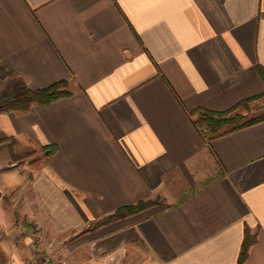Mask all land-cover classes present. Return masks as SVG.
<instances>
[{"label": "crops", "instance_id": "1", "mask_svg": "<svg viewBox=\"0 0 264 264\" xmlns=\"http://www.w3.org/2000/svg\"><path fill=\"white\" fill-rule=\"evenodd\" d=\"M257 65L264 0H0V97L70 91L0 112V141L56 147L0 163V264L47 242L55 264H236L245 224L264 264V120L209 140L193 113L261 94ZM137 201L158 203L82 231Z\"/></svg>", "mask_w": 264, "mask_h": 264}, {"label": "trees", "instance_id": "2", "mask_svg": "<svg viewBox=\"0 0 264 264\" xmlns=\"http://www.w3.org/2000/svg\"><path fill=\"white\" fill-rule=\"evenodd\" d=\"M256 71L264 81V67L257 65ZM66 84L67 81L59 80L39 89L32 90L24 88L18 92L17 90H13L9 93V95L0 100V112H23L26 111L31 104H47L57 98L69 95L70 91L66 89ZM263 95L264 91L259 95L239 101L236 105L225 111H211L204 108H197L193 112L196 114V119L194 121L195 125L203 136L207 137L209 140H212L213 138L225 132L262 121L264 120V112L257 116L247 118L243 113L239 112L238 109L247 102L255 100ZM40 148L46 157L53 154L56 150V147L53 144L44 145ZM156 203L158 202L137 201L132 204L122 205L116 208L112 213L101 217L92 225L84 227L82 231L92 230L111 221L136 214L153 206ZM257 234L258 228L251 229L248 225H244L243 237L237 255L236 264H244L248 249L251 244L255 242Z\"/></svg>", "mask_w": 264, "mask_h": 264}, {"label": "rangeland", "instance_id": "3", "mask_svg": "<svg viewBox=\"0 0 264 264\" xmlns=\"http://www.w3.org/2000/svg\"><path fill=\"white\" fill-rule=\"evenodd\" d=\"M7 95L0 97V100L6 97ZM244 105H246V107H244V109L239 108L238 109L239 112L243 113L247 118L257 116L264 112V95L255 100L249 101L247 102V104H244ZM44 158H46V156L42 152L41 148L38 149V148H31V147L16 146L15 142L11 140L0 141V163L6 164V165L14 164L15 167H18V168H22L26 164L32 168H36L40 163H42ZM5 167L8 168L9 166H5ZM2 202L5 206L4 211L6 210V206L7 207L9 206L7 210L8 215L14 218V220L17 218L16 219L17 221L15 222V227H14L15 231H17L18 230L17 222L18 220L21 219V215L20 213H18L20 211L16 209L17 201L12 200L11 197H9L7 194H4ZM18 204L21 205V203H18ZM95 221L90 222L88 225H92L93 223H95ZM37 244H41V242H38ZM52 246H53V242L45 243L44 249L42 248L38 255L40 260L44 264H55L57 263L56 261H58V263L60 262L59 260H56L53 254L50 252L51 251L50 248Z\"/></svg>", "mask_w": 264, "mask_h": 264}]
</instances>
